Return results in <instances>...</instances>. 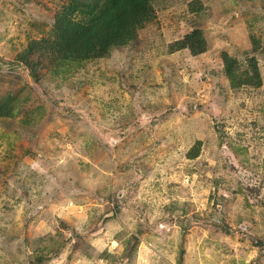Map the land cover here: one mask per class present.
Returning a JSON list of instances; mask_svg holds the SVG:
<instances>
[{
    "label": "rangeland",
    "instance_id": "374dc122",
    "mask_svg": "<svg viewBox=\"0 0 264 264\" xmlns=\"http://www.w3.org/2000/svg\"><path fill=\"white\" fill-rule=\"evenodd\" d=\"M66 1L0 0V264H264V0H154L34 80Z\"/></svg>",
    "mask_w": 264,
    "mask_h": 264
},
{
    "label": "trees",
    "instance_id": "16d2710c",
    "mask_svg": "<svg viewBox=\"0 0 264 264\" xmlns=\"http://www.w3.org/2000/svg\"><path fill=\"white\" fill-rule=\"evenodd\" d=\"M153 1L67 0L54 23V35L31 40L17 59L36 80L47 58L59 65H72L106 56L110 49L133 40L137 30L152 20ZM205 45L201 31L196 29L183 39L181 46L196 54L204 51ZM12 99V96L0 99V116L11 107ZM198 150L197 144L188 156H197ZM41 260L39 256L35 258L36 262Z\"/></svg>",
    "mask_w": 264,
    "mask_h": 264
}]
</instances>
